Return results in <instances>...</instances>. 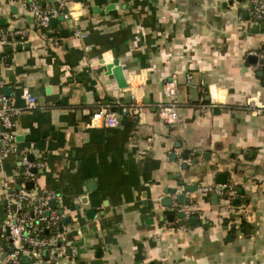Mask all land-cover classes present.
<instances>
[{
	"label": "crops",
	"instance_id": "0c3cea01",
	"mask_svg": "<svg viewBox=\"0 0 264 264\" xmlns=\"http://www.w3.org/2000/svg\"><path fill=\"white\" fill-rule=\"evenodd\" d=\"M64 1L68 16L44 34L26 0H0V41L26 30L0 43V94L17 106L24 92L36 99L15 118L12 151L0 163V221L2 184L15 186L18 157L32 155L44 167L31 190L70 215L65 234L77 226L78 245L67 254L62 241L59 264H264V65L250 54L264 51V26L248 0ZM113 60L124 88L107 74ZM166 81L176 83L170 100L180 121L172 125L158 116L170 101ZM255 95L261 115L252 113ZM134 105L141 117L130 111L117 127L87 126L95 110ZM217 173L226 174L224 192L239 188L250 202L226 211L220 196L216 205L212 193L201 197V186L219 185ZM180 180L196 186L184 204L199 223L167 210ZM6 237L2 227L8 253ZM26 256L21 264L53 263L47 253Z\"/></svg>",
	"mask_w": 264,
	"mask_h": 264
},
{
	"label": "built area",
	"instance_id": "2783aa9c",
	"mask_svg": "<svg viewBox=\"0 0 264 264\" xmlns=\"http://www.w3.org/2000/svg\"><path fill=\"white\" fill-rule=\"evenodd\" d=\"M29 10L33 13L36 25L39 29L46 33L49 27L51 18L68 16L66 2L64 0H52L53 5L47 8L40 7L36 0H26ZM250 3L251 18L264 26V0H248ZM18 39H22L26 34V30L21 29L18 32L12 33L9 31L0 41L1 44H6L7 37L14 35ZM75 37L83 38L85 34L75 30ZM57 44V38L53 39ZM257 57L256 67L264 63V51H252ZM191 77L188 76L186 82L191 83ZM164 93L169 100L175 95L176 83L166 81ZM24 104L17 106L13 99L7 95L0 94V163L4 156L12 151L13 142L15 140L14 124L15 118L23 109H33L36 107V99L28 92L22 94ZM257 96L250 101L252 113L261 115L263 106L257 103ZM133 112L141 117L142 110L140 106L132 107L121 106L119 111H110L107 109H98L91 113L87 126L92 127H117L120 124L122 115L128 112ZM159 118L167 124H175L180 121L176 106L170 100L166 104H162L158 110ZM44 162L41 160H31L27 155H23L20 160L18 177L21 180V189H15L13 185L6 183L2 184L3 194L1 200L3 202V229L7 228L9 233L6 237V242L10 246V251L6 253L3 249L4 244L0 241V257L5 261V264H21V256L28 255L32 258H42L43 254H48L53 263L59 264V255L62 252L61 242L65 240V230L63 228V214L49 206L51 195H39L32 190L23 188L24 183L29 180H34L38 171L42 170ZM224 185H203L198 189L201 197L210 193H216L222 196L224 193ZM179 191L172 194V199L167 210L171 213L182 212L181 221H187L190 218L191 204H181L177 200ZM180 227H184L183 225ZM60 243V246L58 244ZM64 264L63 262H61Z\"/></svg>",
	"mask_w": 264,
	"mask_h": 264
},
{
	"label": "water",
	"instance_id": "95a60500",
	"mask_svg": "<svg viewBox=\"0 0 264 264\" xmlns=\"http://www.w3.org/2000/svg\"><path fill=\"white\" fill-rule=\"evenodd\" d=\"M66 1H71V0H66ZM113 7H114L113 5H109L106 9L107 10L108 9H112ZM63 20H64V17L62 15L58 16V17H55V18H51V20L49 22L50 28H53L59 21H63ZM2 22L5 23L4 19H0V24H2ZM14 38L18 39L19 37L15 36ZM11 39H12L11 36L7 37L8 41L11 40ZM18 48H20V47H18ZM7 51H10V49H7ZM255 60H256L255 57H253V62H255ZM106 70H107V74H112L114 76V78H115V80H116V82H117V84H118V86L120 88L126 87V82H125V78H124V75H123V72H122V67L119 65L117 60H113L112 62L108 63L106 65ZM10 90H11L10 87H7L4 91L8 93V92H10ZM16 140H17V138H16ZM21 157L22 156L18 157L19 161L21 160ZM29 159H31V160L33 159L32 155H29ZM19 164H20V162H19ZM186 168H187L186 164H182L181 165V169L185 170ZM19 172H21V170H19ZM215 178H216V183L217 184L226 185L227 179H226V174L225 173H217L215 175ZM20 183H21L20 178H17L16 179V185L14 186L15 189H21L22 188V185ZM178 185L179 186H183V187H182V191L180 193H178L176 197H177V200H178L179 203L184 204V203H186V197H185V193L184 192L185 191L192 192V191H194L196 189V186H186V185H184L182 180L178 181ZM34 186H35V180H29V181H26L24 183L23 188L26 189V190H31V189H34ZM175 192H176V189H174V188L171 189V193L174 194ZM38 194L40 195L41 193L39 192ZM211 197H212V203L214 205H216L217 200H218V195L216 193H212ZM165 201H166L165 205H169L170 204V199L166 198ZM49 206L52 207V208H56L57 207L56 199L50 200ZM59 213L64 214V211L60 210ZM178 216L179 217H183V213L179 212ZM166 218L169 219V220H172L173 216L172 215H168V216H166ZM194 220H195L194 218H190L189 222L192 223V222H194ZM70 221H71L70 215H63V223L64 224H69ZM232 226H234V225H232ZM2 227H3V222L0 221V229ZM223 227L225 228V226H223ZM76 229H77V226L74 225V226H72V231L67 232L65 234V240L69 242V245L67 246V249H66V253L67 254L70 253V250H71L70 246L73 247V246L78 245L77 242L72 241L73 236L76 235ZM5 233L6 234L9 233L7 228L5 229ZM231 239H232V237H231ZM58 246H60V243L58 244ZM45 259H47V257ZM21 260H22V262L27 263L28 262V257L26 255H23L21 257ZM40 264H45V263L42 262ZM51 264H55V263H51Z\"/></svg>",
	"mask_w": 264,
	"mask_h": 264
},
{
	"label": "trees",
	"instance_id": "16d2710c",
	"mask_svg": "<svg viewBox=\"0 0 264 264\" xmlns=\"http://www.w3.org/2000/svg\"><path fill=\"white\" fill-rule=\"evenodd\" d=\"M263 65H264V63H263ZM262 67H264V66H262ZM205 198H209V196H206ZM220 198L226 202L223 205L226 207V211H228V209H230V208L244 207L250 202L248 195H246L244 193V191H241L239 188H236L233 193H230L229 190L224 192L223 195L220 196ZM191 214H192V217H194L196 219L197 223H199L200 220L198 219L197 212L194 211V212H191ZM232 219H233V217L231 216V214H229L228 217L224 216V217H222V224L227 226L229 224L228 223L229 220H232ZM246 226H247V222H245V221H241V223L239 224V227L243 228V229H245ZM234 228H235V226H231L230 229L233 230ZM248 228H249V226H248Z\"/></svg>",
	"mask_w": 264,
	"mask_h": 264
}]
</instances>
